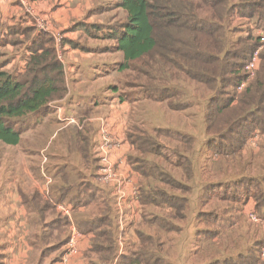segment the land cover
Segmentation results:
<instances>
[{"label":"crops","instance_id":"crops-1","mask_svg":"<svg viewBox=\"0 0 264 264\" xmlns=\"http://www.w3.org/2000/svg\"><path fill=\"white\" fill-rule=\"evenodd\" d=\"M26 1L62 38L57 56L63 68L64 92L48 104L46 113L30 119L20 144L0 142V264H130L126 259L140 248V235H153L145 226L161 230L148 220L170 218L173 212L167 205L143 204V193L150 186L185 200L179 220H187L195 212L198 199L193 202L196 184L192 180L197 151L186 149L166 132L191 136L196 146L198 138L203 143V135L205 143L208 139L205 124L199 118V130L193 129L190 108L175 111L165 102L138 96L136 82L127 87L130 94L113 84L115 74L128 72L121 70L124 54L100 30L108 29L114 20L112 12L121 9L101 4L105 0ZM106 21L111 22L106 25ZM232 26L248 27L257 37L262 31L254 21L238 16ZM30 28L34 31L27 35ZM40 33L19 0H0V40L6 42L1 46L2 56L12 60L0 63L4 70L10 72L14 65L17 69L10 73L19 76L25 72L30 43ZM239 36L243 34L237 33ZM111 67L117 69L101 72ZM45 120L53 121L39 130ZM147 136L160 144V152H145L136 146L137 138ZM29 138L31 144L23 146ZM176 147H180L181 158H189L193 172L187 173L177 164L180 159L171 152ZM203 151L209 155L203 159V171L215 165L223 172V178L218 173L213 179L203 177L199 194L203 209L196 218L204 227L196 237L203 233V264H264V206L258 209L241 188L234 190L240 200L211 192L241 178L264 176V134L251 139L233 157L239 160L229 164L209 152L205 144ZM136 160L144 162V167H138ZM106 165L118 176L109 183L102 179ZM160 173L188 191L169 188ZM60 205L69 210L68 215ZM250 214L260 223L252 221ZM173 221L176 231H161L180 233V222ZM168 249L164 242L163 262L156 264H175Z\"/></svg>","mask_w":264,"mask_h":264},{"label":"trees","instance_id":"trees-1","mask_svg":"<svg viewBox=\"0 0 264 264\" xmlns=\"http://www.w3.org/2000/svg\"><path fill=\"white\" fill-rule=\"evenodd\" d=\"M113 1L111 8L123 10L126 19L117 29L104 32L115 41V49L124 54L121 70L135 73L144 98L165 102L171 110L184 111L193 104L184 99L177 80L185 76L205 87L211 94L204 111L208 136L205 147L221 158L236 157L257 134H264V52L260 54L256 76L239 92L248 79L245 67L260 47V40L250 29L247 35L236 37L239 31L232 26L238 16L254 21L257 28L264 30V0ZM32 31L33 28L27 30V35ZM56 51L54 38L41 32L30 43V58L23 74L16 76L0 66V142L20 144L30 119L46 113L48 104L64 92L63 68ZM166 133L186 149L194 145L191 136ZM153 139L147 136L134 142L145 152H160L162 147ZM171 152L180 159L177 164L187 173L193 172L189 158L179 155L180 147ZM136 163L144 167V162ZM144 173L150 176L152 171ZM161 176L169 188L188 191L171 176L160 173ZM240 188L256 202L258 209L264 206V176L241 178L211 192L240 200L235 196ZM184 203L185 200L158 188L143 193L145 206L167 205L173 210L170 218L148 220L155 221L165 232L178 229L173 220L183 217ZM140 238V248L126 260L130 264L162 263L161 237L141 234Z\"/></svg>","mask_w":264,"mask_h":264},{"label":"rangeland","instance_id":"rangeland-1","mask_svg":"<svg viewBox=\"0 0 264 264\" xmlns=\"http://www.w3.org/2000/svg\"><path fill=\"white\" fill-rule=\"evenodd\" d=\"M101 4H111L110 6H114L115 2L113 0H105L101 2ZM111 16L114 17V20L111 23V26L109 28H115L119 27L118 25L122 24L125 19H126V14L123 10H115L112 12ZM112 18V17H111ZM111 21H106V25L110 23ZM238 29V33H242L243 36L248 34V27H239V26H233V28ZM114 29V30H115ZM106 30V29H105ZM101 32H104L100 30ZM107 32V31H105ZM2 43H4V39L0 40V47L2 46ZM3 50L2 47L0 48V63H2L4 60H8V62L11 63L12 60H10L9 57L6 55H3ZM16 64V63H15ZM18 64V63H17ZM1 66V65H0ZM3 68V66H1ZM17 68H14V65H12V69L9 70L10 72L14 73ZM114 69H117V67H111L107 68L106 71L101 70L103 74H106L107 72H110ZM113 76V75H112ZM113 84L115 85L116 88L119 89V91H125L127 90V93L130 94V91H128L127 87L129 85H132L134 82H138L136 80L135 73L132 72H124L123 74L117 73L112 79ZM179 83V86L181 90L184 92V99L187 101H191L193 106L190 108L191 116H192V123H193V129L199 130L200 124H199V118L202 120V123L204 122V111H205V102L209 97V92L203 87L202 85H199L189 79H187L185 76H182L179 80H177ZM138 96H143V94L140 93L139 90L135 92ZM53 120H45L44 124L40 126L38 129L40 130L41 127L44 128L45 126L49 125L52 123ZM31 123V122H30ZM29 123V124H30ZM203 143L200 142L199 138L196 141V146L194 145V151L196 150V159H197V167L195 168L194 172V177L192 180V183L196 184V188L192 194L193 202L197 200L196 202V208L195 212L190 213L189 217L187 220H179L180 226H181V232L180 233H164L163 231L159 230L157 227H152V226H145L149 232L154 234H158L161 236L162 240L167 244L170 248L169 253L171 254V260H175V264H191L193 262H196V264H203V233L201 234V237H196V233L199 230H202L204 225L203 221L197 220V215L198 213L203 209V206L200 201V191L201 187H203V177L206 179H213L215 177V173L219 174V178H223V172L215 168V165H211V170L210 171H203V159L208 157L209 155H205L203 151V146L205 144V136L203 135L202 137ZM23 146L26 144H31L30 143V138L25 139L24 142L22 143ZM39 144L36 143L35 148L38 149ZM1 151V150H0ZM38 159H40L39 155L37 156ZM36 158V159H37ZM210 160V159H207ZM239 159L237 158H225L223 160V163L229 164L232 161H238ZM214 162L213 164H215ZM221 163V162H220ZM221 165L218 166V168ZM213 173V174H212ZM209 174V175H208ZM150 188H152L150 186ZM192 202V205L195 207V204ZM154 211V210H153ZM166 212V211H165ZM203 218V216H201ZM201 238V239H200ZM177 242L176 248L173 250L174 244ZM212 245V244H211Z\"/></svg>","mask_w":264,"mask_h":264},{"label":"built area","instance_id":"built-area-1","mask_svg":"<svg viewBox=\"0 0 264 264\" xmlns=\"http://www.w3.org/2000/svg\"><path fill=\"white\" fill-rule=\"evenodd\" d=\"M19 1L21 2L25 13L29 16L30 20L33 22L36 29L38 31L46 32L52 35V37L55 40L56 49L59 53L61 50L62 38L53 32V30L49 25V22L43 19L31 4H29L26 0H19ZM259 40H260V47L255 51V53L252 56V59L248 62V64L245 67V71L248 76L247 82H245L240 86L239 92H242V90L245 88L247 83L256 76L260 68V64H261L260 54L262 48L264 47V30L260 32ZM70 122H74V120H71ZM117 177L118 176L116 172L112 169V167L106 165L102 169V179L106 183L116 180ZM59 207L63 212V214L65 215L69 214V210L65 206L60 205ZM250 219L256 223H260V219L255 214H250ZM262 255L264 256V248L262 250Z\"/></svg>","mask_w":264,"mask_h":264}]
</instances>
